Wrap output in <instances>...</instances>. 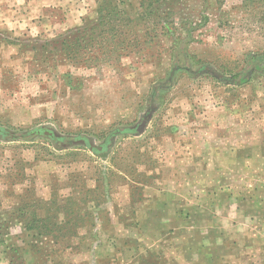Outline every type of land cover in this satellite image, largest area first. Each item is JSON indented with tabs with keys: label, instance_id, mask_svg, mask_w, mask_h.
Wrapping results in <instances>:
<instances>
[{
	"label": "rangeland",
	"instance_id": "rangeland-1",
	"mask_svg": "<svg viewBox=\"0 0 264 264\" xmlns=\"http://www.w3.org/2000/svg\"><path fill=\"white\" fill-rule=\"evenodd\" d=\"M121 1L140 11V0ZM75 5L86 9L77 27L96 16L98 0ZM177 7L173 30L116 69L65 63L52 71L58 62H31L29 49L23 56L7 39L56 35L0 27L1 261L20 246L18 264H264V74L239 86L226 81L248 54L264 53V2ZM191 25L193 41L176 56L174 40ZM176 67L144 121L150 87ZM41 128L63 141L11 136ZM108 140L102 153L88 149ZM55 194L79 204L73 219L84 222L58 233H75L71 241L42 242L38 257L17 215Z\"/></svg>",
	"mask_w": 264,
	"mask_h": 264
},
{
	"label": "trees",
	"instance_id": "trees-1",
	"mask_svg": "<svg viewBox=\"0 0 264 264\" xmlns=\"http://www.w3.org/2000/svg\"><path fill=\"white\" fill-rule=\"evenodd\" d=\"M248 1L251 2V0ZM260 1L264 2V0ZM121 2V0H98L96 16L93 20L83 19L82 26L68 29L52 39L39 40L30 37L25 39L14 37L12 39L8 38L7 43L13 45L16 51L23 56L25 55L24 50L29 49L31 51V62L37 60L43 63L58 62L53 66L52 71H55L57 66L65 65V63H80L85 69L89 70L99 69L102 65L116 69L124 64V58L146 54L149 45L151 46L154 43V38L168 35L171 29L173 30L174 27L168 25L177 22L170 21L169 18L180 11L177 5H181L183 0H140V11L137 10L133 13H131L133 11L131 8L130 11L121 8L119 6ZM194 28H196V25H191L188 28L185 39L175 38V45L179 46L176 56L179 53L183 55L186 53L187 45L193 41L191 31ZM139 58L141 59V57ZM136 63L143 62L137 60ZM175 63L177 64V61ZM255 72L264 74V53L248 54L244 67L226 81H228V84L239 86L247 83ZM190 73L192 76L196 74L191 71ZM170 84L171 82L168 80L167 83L153 84L150 87V93L146 100V115L142 117L145 118L144 121L148 120L151 113L156 109L154 99L157 91L168 87ZM128 130L130 132L136 131L135 128ZM33 134L36 133L27 131L11 136L13 139L29 138ZM58 139H62V137ZM107 147L104 144L101 151L94 148L93 152L102 153ZM78 205L73 199L69 198L66 199L65 203H60L55 194L48 200H39L38 204L33 206L34 209L25 210V206L28 205L20 208L17 215V218L19 217L18 223L31 234V237H35L32 243L28 241L26 243L30 253L38 257L39 255H45V247L41 245L44 241H51L57 246L59 241L64 238L69 241L76 238L75 233L69 236H59L58 233L61 234L64 231L80 227V224L84 222L79 216L73 219L72 213ZM25 214L27 215L24 216ZM6 227L7 222L0 221V244L4 246L6 244L4 239ZM22 242H25V239H22ZM68 247L72 248L73 244L70 243ZM10 250L14 253V256H10L8 264H18L16 261L22 259L19 250H23V247L16 246ZM46 259H49V257ZM50 262L51 264L55 263Z\"/></svg>",
	"mask_w": 264,
	"mask_h": 264
},
{
	"label": "crops",
	"instance_id": "crops-1",
	"mask_svg": "<svg viewBox=\"0 0 264 264\" xmlns=\"http://www.w3.org/2000/svg\"><path fill=\"white\" fill-rule=\"evenodd\" d=\"M75 1L0 0V27L12 34H61L79 26L86 12L78 9ZM66 7L68 12L64 13ZM0 264L7 263L0 260Z\"/></svg>",
	"mask_w": 264,
	"mask_h": 264
},
{
	"label": "water",
	"instance_id": "water-1",
	"mask_svg": "<svg viewBox=\"0 0 264 264\" xmlns=\"http://www.w3.org/2000/svg\"><path fill=\"white\" fill-rule=\"evenodd\" d=\"M178 68H179V67H176V68H173V69L171 70V72H170V76H169V78H168V80H169L170 82L172 81V78H173V76H174V73L176 72V70H178ZM0 133H6V132H4L2 129H0ZM33 133H43V134L49 136V137L52 138V139H54V138L56 137L55 134H54V132H52V131H50V130H47V129H46V130H45V129H42V130H40V129H36L35 131H33ZM56 138H58V137H56ZM103 147H104V145H99V146L96 147V149L99 150V151H101V150L103 149ZM88 149H89L90 151H93L94 147H93L92 145H89V146H88Z\"/></svg>",
	"mask_w": 264,
	"mask_h": 264
},
{
	"label": "flooded vegetation",
	"instance_id": "flooded-vegetation-1",
	"mask_svg": "<svg viewBox=\"0 0 264 264\" xmlns=\"http://www.w3.org/2000/svg\"><path fill=\"white\" fill-rule=\"evenodd\" d=\"M55 139H56V140H59V141H63V139H58V138H56V137H55ZM107 142L109 143V142H110V140H108ZM107 142H106V143H104V144H105V146H108V143H107ZM94 148H96V147H94Z\"/></svg>",
	"mask_w": 264,
	"mask_h": 264
}]
</instances>
